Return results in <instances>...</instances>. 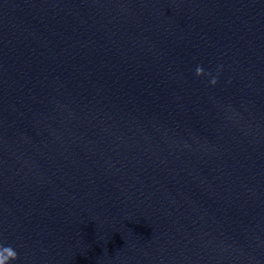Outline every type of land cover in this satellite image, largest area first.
Instances as JSON below:
<instances>
[{
    "label": "water",
    "instance_id": "water-1",
    "mask_svg": "<svg viewBox=\"0 0 264 264\" xmlns=\"http://www.w3.org/2000/svg\"><path fill=\"white\" fill-rule=\"evenodd\" d=\"M9 250L264 264V0H0Z\"/></svg>",
    "mask_w": 264,
    "mask_h": 264
},
{
    "label": "clouds",
    "instance_id": "clouds-1",
    "mask_svg": "<svg viewBox=\"0 0 264 264\" xmlns=\"http://www.w3.org/2000/svg\"><path fill=\"white\" fill-rule=\"evenodd\" d=\"M197 71H200V69H197ZM15 257V252L12 250H9L8 255H0V264H6V261H9L10 258Z\"/></svg>",
    "mask_w": 264,
    "mask_h": 264
}]
</instances>
